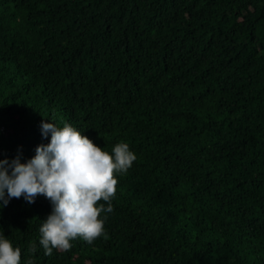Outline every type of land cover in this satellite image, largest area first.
Returning a JSON list of instances; mask_svg holds the SVG:
<instances>
[{
	"label": "trees",
	"instance_id": "obj_1",
	"mask_svg": "<svg viewBox=\"0 0 264 264\" xmlns=\"http://www.w3.org/2000/svg\"><path fill=\"white\" fill-rule=\"evenodd\" d=\"M42 121L137 159L91 244L47 256L50 202L0 201L20 264H264V0H0V160Z\"/></svg>",
	"mask_w": 264,
	"mask_h": 264
},
{
	"label": "clouds",
	"instance_id": "obj_2",
	"mask_svg": "<svg viewBox=\"0 0 264 264\" xmlns=\"http://www.w3.org/2000/svg\"><path fill=\"white\" fill-rule=\"evenodd\" d=\"M49 133V143L37 145L27 162L18 157L11 162L0 160L3 205L21 197L33 203L37 196L51 204V212L39 229V244L47 256L53 249L70 250L76 239L91 244L105 235L101 214L113 211L117 174H126L137 159L127 143H116L109 153L68 123L57 127L54 122L42 121V136ZM30 250L36 251L34 242ZM20 261V248L0 235V264Z\"/></svg>",
	"mask_w": 264,
	"mask_h": 264
},
{
	"label": "bare ground",
	"instance_id": "obj_3",
	"mask_svg": "<svg viewBox=\"0 0 264 264\" xmlns=\"http://www.w3.org/2000/svg\"><path fill=\"white\" fill-rule=\"evenodd\" d=\"M31 83V82H30Z\"/></svg>",
	"mask_w": 264,
	"mask_h": 264
}]
</instances>
